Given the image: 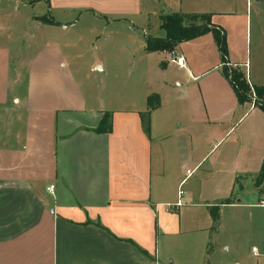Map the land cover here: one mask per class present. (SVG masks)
<instances>
[{"label": "crops", "instance_id": "0c3cea01", "mask_svg": "<svg viewBox=\"0 0 264 264\" xmlns=\"http://www.w3.org/2000/svg\"><path fill=\"white\" fill-rule=\"evenodd\" d=\"M11 1L12 8L26 11L38 0ZM44 1L56 16L79 11L107 21L127 18L136 8L135 0ZM49 12L29 19L45 29L69 23L54 16L55 24L43 21ZM178 12L211 13L212 22L223 27L219 19L225 12ZM5 17H0V38L5 36L3 22L11 18ZM167 53L145 52L157 57L161 85L145 93L143 108L113 109L85 92L65 63L67 48L46 38L31 55L26 93H11V49L0 43V127H5L0 132V264H191L194 254L217 257L209 264H230V258L241 264L234 240L243 232L241 209H264V183L259 191L256 176L244 166L252 161L261 168L264 154L248 157L239 138L221 147L231 132L224 126L244 104L222 73L213 35L175 49L185 57L192 82L187 97L169 89ZM229 59L247 64L230 44ZM93 64L105 70L98 58ZM248 80L264 86V79L251 70ZM216 85L223 92L219 101L225 106L227 99L230 105L210 117L205 103ZM149 96H157L160 105L151 111L147 134L141 113L148 109ZM11 102L17 105L12 111L19 113L3 115ZM104 111L112 114V129L98 133ZM245 179L254 185L248 201ZM179 200L181 206L176 205ZM213 213L218 214L217 225ZM196 234L204 239L197 246L189 236ZM253 247L261 256L253 255ZM248 254L253 264L264 263V245H252ZM198 264H204L203 258Z\"/></svg>", "mask_w": 264, "mask_h": 264}, {"label": "rangeland", "instance_id": "374dc122", "mask_svg": "<svg viewBox=\"0 0 264 264\" xmlns=\"http://www.w3.org/2000/svg\"><path fill=\"white\" fill-rule=\"evenodd\" d=\"M184 2L182 4V0H135L136 8L130 16L120 18L121 20L107 21L105 16L103 17L105 19H102L89 12L80 14L79 11L75 13L67 11L65 15L56 16L48 11L44 0L35 1L26 11L22 7L12 8L11 0H3L0 17L11 18L3 22L5 36L0 38V43L7 44L11 49V93L16 92L19 97L26 93L31 55L43 45L46 38L53 42L60 41L67 48L69 54L65 58V63L83 83L87 94L98 96L109 108H143L145 93L161 85L156 76L157 57L145 56L147 52L144 50L145 37L164 36L165 31L160 28V15L178 11L225 12L223 18L219 20H222L221 25L228 34V48L230 44L233 54L247 62L242 68L248 78L251 70L253 74H258L264 79V0H184ZM6 3L10 6L5 5ZM47 12L50 13L45 16L47 22H50L51 16H54L69 23L64 28L53 26L45 29L42 23L29 19L32 15L43 16ZM174 53L169 52L166 57L169 62L165 71L170 78L169 89L173 94L187 97V85L191 86L192 82L185 68L170 62ZM97 58L104 63L105 70L94 66L93 63ZM215 74L213 71L206 78ZM176 81L181 83L180 86H177ZM195 88L198 90L199 86L196 85ZM221 96L223 92L216 85L211 93V100L205 103L210 117L228 110L230 103L225 99L226 104L223 106L224 103L219 101ZM12 107L17 105L11 102L7 107L8 110L3 108L1 112L8 116L19 113L17 109L16 112L12 111ZM249 108V103L239 106L233 122L224 126L231 132L226 136L227 140H223L224 143L220 144L224 147L226 142L239 138L245 155L253 158L264 154V111L259 107L254 110ZM242 115L243 119H240ZM4 128L0 127L2 134ZM244 168L245 172L256 176L255 180L261 169L259 164L252 161ZM245 172L243 174H246ZM246 179L244 184L247 189L244 190V200L248 201L253 194L254 185L252 181ZM182 189L185 190L186 187L183 186ZM241 210L243 232L239 237L234 238L239 249L238 261L241 264H253L254 259H250L248 253L251 252L252 245H264V209L244 207ZM215 224L217 225L218 222ZM189 236L192 238L190 243L194 242L196 246L204 240L203 235L200 234ZM213 238L217 239L215 234ZM219 239V241L223 240ZM195 251L199 253V248ZM192 258L191 264H198L200 258H203L204 264H209L210 260L214 262L217 257L206 259L194 254ZM229 263L233 264L234 261L230 258Z\"/></svg>", "mask_w": 264, "mask_h": 264}, {"label": "trees", "instance_id": "16d2710c", "mask_svg": "<svg viewBox=\"0 0 264 264\" xmlns=\"http://www.w3.org/2000/svg\"><path fill=\"white\" fill-rule=\"evenodd\" d=\"M49 3V2H48ZM45 20V16L41 18ZM49 23H57L53 18ZM160 28L165 31L163 37L147 35L144 49L147 52H175L177 46L182 43L207 33H211L216 42L221 61V70L225 78L232 86L239 104L252 103L264 111V86L251 85L246 71L240 64H231L227 33L225 29L212 22L211 13H183L172 12L160 15ZM160 105L157 96L148 97V109L141 113L143 126L147 134L150 133V114L152 109ZM112 129V114L104 111L102 119L96 128L98 133H106ZM264 183V162L255 180V186L262 189ZM213 219L218 221V214L213 213ZM141 252L147 256L143 250Z\"/></svg>", "mask_w": 264, "mask_h": 264}, {"label": "built area", "instance_id": "2783aa9c", "mask_svg": "<svg viewBox=\"0 0 264 264\" xmlns=\"http://www.w3.org/2000/svg\"><path fill=\"white\" fill-rule=\"evenodd\" d=\"M170 62L176 64L177 66H179V67H181V68H185V67H186V59H185V57L182 56V55H178V54H176V53L173 54V56H172L171 59H170ZM188 173L190 174L191 171L188 170ZM52 187H53V186H51L50 188H52ZM50 188H49V189H50ZM181 194H183V191H182V190L180 191V195H181ZM182 204H183V202H182L181 200H179V201L176 203L177 206H181ZM252 253H253V255L256 256V257L261 256V253L259 252V250H258L257 247H253V248H252Z\"/></svg>", "mask_w": 264, "mask_h": 264}, {"label": "water", "instance_id": "95a60500", "mask_svg": "<svg viewBox=\"0 0 264 264\" xmlns=\"http://www.w3.org/2000/svg\"><path fill=\"white\" fill-rule=\"evenodd\" d=\"M98 69H100V70H101V68H100V67H98Z\"/></svg>", "mask_w": 264, "mask_h": 264}]
</instances>
